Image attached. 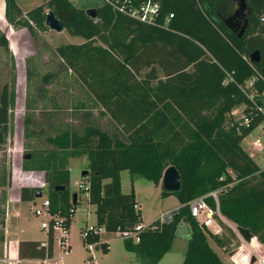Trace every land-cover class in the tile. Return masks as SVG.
<instances>
[{"label": "trees", "instance_id": "trees-1", "mask_svg": "<svg viewBox=\"0 0 264 264\" xmlns=\"http://www.w3.org/2000/svg\"><path fill=\"white\" fill-rule=\"evenodd\" d=\"M3 1L6 22L15 29L25 28L31 38L48 29L45 10H51L69 34L82 38L54 48L56 69L41 72L32 66L39 51L25 59L22 156L29 157L10 166L9 200H35L40 182H46L48 209L68 230L82 199L79 193L86 192L84 200L95 207V227L122 233L141 225L137 242L123 241L125 249L144 264L161 259L178 223L184 221L189 238L181 264H223L207 235L218 245L224 240L189 211L193 198L218 190L221 216L248 228L264 245V167L241 145L257 121L239 132L230 115L247 101L237 86L252 75L243 56L258 50L262 57L253 65L264 75V0H247L248 22L240 37L222 21L234 11V0H159L160 15L154 23L135 19L109 3L95 7L96 16L90 17L70 0H44L27 11L17 0ZM169 12L172 17L164 25ZM3 30L8 36L7 26ZM0 46L8 48L3 32ZM227 72L233 80L223 83ZM33 80L61 86L64 92L73 86L77 93L66 94L68 103L51 99L47 104V90L36 89ZM15 96L13 75L0 92V148L11 130ZM38 106H45L44 115L52 120L48 131L38 127L43 124L33 125L32 109ZM97 117L105 119L104 127L97 124ZM83 156L86 180L78 193L69 189V161ZM171 165L179 173V188H161L160 194L175 196L180 205L170 218L158 217L142 225L133 188L121 191L120 172L127 170L157 186ZM0 184H5L1 172ZM205 199L216 207L211 195ZM85 240L97 241L95 247L108 250L99 233L81 238L82 244ZM51 241L49 236L45 249L40 240H7V250L23 259L40 258L51 254Z\"/></svg>", "mask_w": 264, "mask_h": 264}, {"label": "rangeland", "instance_id": "rangeland-1", "mask_svg": "<svg viewBox=\"0 0 264 264\" xmlns=\"http://www.w3.org/2000/svg\"><path fill=\"white\" fill-rule=\"evenodd\" d=\"M44 0H17V4L22 11H27ZM76 7L95 8L101 6L102 0H70ZM8 28V36L4 32V27ZM0 32H3L8 40V48L5 50L0 46V92L4 84L10 85L13 75L15 76V106L11 111V130L8 133L5 144L0 148V172L4 177L5 184H0V255L4 253L5 236L7 233L21 232L22 238L40 239L44 233L39 228V218L33 213V206L39 200L27 201H8L9 187L6 185L10 166L14 162L22 159L24 148L23 143V114L25 100V59L31 55H35L39 51L37 59H31L32 66L37 65L41 72L48 67L54 69L53 50L60 43L80 42V36L69 34L65 29L56 32L51 29L45 31H37V38H31L25 28L15 29L11 27L4 17V1L0 0ZM21 49H19V46ZM32 57V56H31ZM34 57V56H33ZM20 59V65H19ZM40 78L38 75L37 79ZM19 80V81H18ZM34 86L44 87L47 90L45 103H49L51 99L67 101L69 93H77L73 86L67 87L66 92L62 91V87L57 85L44 84L42 81H34ZM61 93V94H60ZM50 97V98H47ZM69 107V104H64ZM45 106H38L32 109L34 116V124H43L42 129L48 131L49 123L52 120L44 115ZM97 112V111H95ZM67 114H64L65 117ZM98 113H95L97 116ZM40 123V124H39ZM55 124V123H54ZM97 124L104 127L105 119L97 117ZM44 131V130H43ZM259 127H255L241 141V145L246 144L249 138H255L259 134ZM42 139L38 138V141ZM256 154V153H253ZM253 156V155H252ZM256 161L261 167H264V156L254 155ZM18 165V163H17ZM87 159L83 156L80 158H71L69 161V189L73 191L77 188V182L81 176V172L86 169ZM121 191L123 193L130 192L133 188L135 200L139 205L142 222L149 223L152 220L164 216L176 210L180 205L177 198L173 195L162 196L160 194L161 185L155 186L150 180L134 175L131 176L127 170L120 172ZM107 181V180H105ZM42 195L46 196V188L42 189ZM94 205L79 201L76 210L71 217V221L66 231L67 242L70 245V251L63 255L62 264H144L135 253L128 251L124 247V241L118 232H107L100 228L99 238L108 244V250L103 251L100 247H94L88 250L81 241V229L86 225H95L96 216ZM212 225L207 227L211 233H218L219 238L224 240L223 245H218L213 237L207 235V241L211 248L220 257L223 264H264V245L252 237L250 241L245 242L240 234L236 231V225L222 216L216 215ZM2 221V223H1ZM8 225V231L6 226ZM189 238V228L184 221H180L177 225L175 236L171 242V246L167 252L161 257L156 264H181L184 252ZM60 253L57 243L54 244V256ZM91 253L93 256L91 257ZM252 257L253 260H252ZM20 264H38L37 260L26 259ZM60 264V262H59Z\"/></svg>", "mask_w": 264, "mask_h": 264}, {"label": "built area", "instance_id": "built-area-1", "mask_svg": "<svg viewBox=\"0 0 264 264\" xmlns=\"http://www.w3.org/2000/svg\"><path fill=\"white\" fill-rule=\"evenodd\" d=\"M103 3H109L113 5L118 11L125 13L135 19H138L147 23H154L160 15L161 3L159 0H102ZM46 11V10H45ZM172 17V13L169 12L163 17V24L165 25L168 20ZM244 60L252 69V75L249 76L241 83H237V86L241 90L242 94L246 98V102L240 105L235 106L231 111L230 115L232 117V124L235 125L237 131H241L244 128H248L253 121H257L254 128L259 127V134L255 138H249L246 140V144L243 149L248 152L251 156L260 155L264 156V75L258 71L251 61L250 57L243 56ZM233 78L230 73H226L223 83H228L232 81ZM253 128V129H254ZM252 129V130H253ZM251 131V130H250ZM250 131L244 135L241 139L244 140L245 137L250 133ZM256 153V154H253ZM229 172H231L229 170ZM84 177L81 175L78 182L77 188L75 191L79 193V189L84 187L83 184ZM46 187V182H40L41 196L36 197L34 201L39 200V202L33 206V213L39 218V228L44 233V238L40 240V246L45 249L48 248L49 242L48 237L51 236V254L46 253L43 257L40 258H30L29 260H37L38 264H62V258L64 254H67L70 251V245L67 242L66 227L62 223V219L55 214L50 212L49 208V199L46 196L42 195V189ZM217 191L212 190L206 195H211L215 202L216 207H211L205 197L206 195H201L199 197L193 198L189 202V211L190 214L198 221L200 225L209 227L213 224L214 215L221 216L218 209L217 201ZM80 201H86L84 198H87V193H79ZM13 201V200H8ZM87 202V201H86ZM135 208L138 206L135 205ZM171 213L161 216V219L170 218ZM142 225H146L143 224ZM141 225H137L134 231H123L122 233L118 232V235L122 238H131L132 241H138V233ZM103 229V228H102ZM100 228L95 227V225L86 224L82 229V238H87L89 234L99 233ZM4 253L0 255V264H20L23 258L18 257L17 255H12L7 250V241L5 242ZM57 243V246L60 250V253L55 257L54 256V244ZM97 244V241L90 242L85 240L83 244L88 250L91 251L93 246ZM93 253H91V257Z\"/></svg>", "mask_w": 264, "mask_h": 264}, {"label": "water", "instance_id": "water-1", "mask_svg": "<svg viewBox=\"0 0 264 264\" xmlns=\"http://www.w3.org/2000/svg\"><path fill=\"white\" fill-rule=\"evenodd\" d=\"M236 3V7L234 11L227 17L222 18L223 23L229 28V29H238L237 35L240 36L246 26H247V14L249 12V6L247 3V0H234ZM86 13L90 17L96 16V10L95 8H87L85 9ZM239 19H242V23H240ZM45 25L56 32H60L64 29L63 23L56 18L54 13L51 10L45 11V18H44ZM257 54V51H254L250 54V59L253 62L257 61V57L255 56ZM29 157V154H24L22 158ZM86 170H83L81 172V175H84ZM180 183V177L179 173L176 170L174 166H168L164 169L161 177V188L167 191H174L179 188ZM58 188H62L61 186H57ZM41 196V191L37 190L35 192V197ZM236 231L240 234L242 239L247 242L250 241V239L253 236V234L249 231L248 228H244L241 226H236ZM254 257H252L253 260Z\"/></svg>", "mask_w": 264, "mask_h": 264}, {"label": "crops", "instance_id": "crops-1", "mask_svg": "<svg viewBox=\"0 0 264 264\" xmlns=\"http://www.w3.org/2000/svg\"><path fill=\"white\" fill-rule=\"evenodd\" d=\"M121 179V178H120ZM108 181V180H107ZM104 182H106L105 180H104ZM138 207H139V205H138ZM215 218V217H214ZM143 224H147L146 222H142ZM6 228H7V232H9L8 231V225L6 226ZM21 234V232L18 230L17 232H12V233H7L6 235L7 236H5V242L7 241V240H14V241H17V240H19V239H34V238H29V237H27V238H22V236L20 235ZM45 236H43L42 238H40V239H35V240H41V239H43ZM26 260V259H25ZM25 260H23V261H25Z\"/></svg>", "mask_w": 264, "mask_h": 264}, {"label": "flooded vegetation", "instance_id": "flooded-vegetation-1", "mask_svg": "<svg viewBox=\"0 0 264 264\" xmlns=\"http://www.w3.org/2000/svg\"><path fill=\"white\" fill-rule=\"evenodd\" d=\"M239 21H240V23H242V19H239ZM247 22H248V14H247ZM227 27V26H226ZM228 28V27H227ZM229 29V28H228ZM230 31H232V32H234V33H236V35H237V33H238V29H236V30H234V29H229ZM242 35V34H241ZM240 35V36H241ZM238 36V35H237ZM240 36H238V37H240ZM256 57H257V61H259L260 59H261V57H262V55L260 54V52L257 50V54L255 55Z\"/></svg>", "mask_w": 264, "mask_h": 264}]
</instances>
